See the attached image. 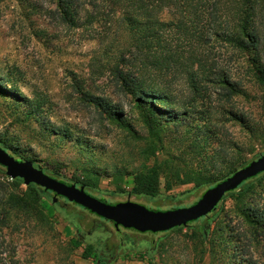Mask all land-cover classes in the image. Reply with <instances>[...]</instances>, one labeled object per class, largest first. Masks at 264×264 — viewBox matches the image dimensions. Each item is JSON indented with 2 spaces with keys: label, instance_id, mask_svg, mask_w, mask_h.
I'll return each mask as SVG.
<instances>
[{
  "label": "rangeland",
  "instance_id": "obj_1",
  "mask_svg": "<svg viewBox=\"0 0 264 264\" xmlns=\"http://www.w3.org/2000/svg\"><path fill=\"white\" fill-rule=\"evenodd\" d=\"M58 1L0 0V81H10L0 82V137L21 156L67 179L91 180L105 193L117 191L107 196L113 202L129 197L137 172L155 166L162 196L182 195L184 203L191 204L195 194L188 191L196 178L219 182L264 154V4L251 22L259 38L255 49L215 36L194 49L188 36L175 35L173 48L183 58L201 55L202 63L150 71L180 104H156L170 112L161 118L148 115L117 71L119 66L124 74L135 73L129 60L120 63L128 42L120 13H113L107 0H80L79 25L73 27L61 18ZM194 1L206 11L201 23L207 24L216 0ZM219 1L221 8L226 3L227 25L238 26L239 21H231V0ZM237 1L241 14L250 4ZM163 17L173 16L166 10ZM131 54L126 58L131 60ZM95 97L118 115L107 113ZM186 109V119H172L177 110ZM249 181L248 193L225 199L206 228L208 240L196 232L199 223L156 233H115L114 223L95 215L87 223L97 220V227L82 228H93L82 240L66 213L72 205L92 213L68 199L61 204L48 201L55 206L43 211L54 213L50 220L55 231L5 229L4 239L16 244L20 264H96L83 253L88 244L98 248V240L105 237L116 245L111 264H246L249 257L234 254L239 245L236 231L248 239L261 232L250 220L264 214V174ZM130 198L153 208L150 200ZM124 233L130 238L119 246ZM227 237L234 241L227 244ZM73 239L81 241L80 247H70ZM251 249L254 258L264 255V239Z\"/></svg>",
  "mask_w": 264,
  "mask_h": 264
},
{
  "label": "trees",
  "instance_id": "obj_2",
  "mask_svg": "<svg viewBox=\"0 0 264 264\" xmlns=\"http://www.w3.org/2000/svg\"><path fill=\"white\" fill-rule=\"evenodd\" d=\"M80 0H59L57 7L60 9L61 18L66 21L70 26L77 27L79 25V13H80ZM110 3V9L113 13L119 12L128 35V42L126 51L122 52L120 63L130 61L131 65L135 67V73L124 74L122 70L117 67L119 71L120 78L122 80L123 86L130 90L134 94L135 98L141 104V107L147 110L148 115H157L163 118L164 111L157 107L156 104L169 108H176L175 106H180V104L174 98L173 93L169 92L166 87H163L162 81L156 79L158 74L152 75L150 71H170L179 66H185L190 68L194 64L202 63L201 55L191 54L187 58H183L180 53H178L176 48H173V39L175 35L188 36L189 41L195 45L193 48H201L205 44L206 40H209L211 36L217 38H222L232 42L234 45L242 49L252 50L255 49L259 43V38L256 31L251 23L254 16L258 14V7L264 4V0H242L246 1L249 5L247 9L243 12L238 13L239 4L237 0H231L228 2L229 12L235 14L231 16V21H239L238 26L227 25V7H224L226 3H223V7H220V1L216 0L213 3L214 9L209 12L210 20H207V24L201 23L205 18V10H201L199 4L194 0H107ZM204 6V4H202ZM167 10L173 17L171 19H166L163 17L164 12ZM89 16L88 18H90ZM95 15L93 14V19ZM91 22V19H88ZM178 37V36H177ZM134 52V53H132ZM194 52V51H191ZM129 53L132 59H127L126 54ZM189 70V69H188ZM194 71V70H192ZM197 71V70H195ZM262 78V77H261ZM10 82L6 79L0 82ZM264 81V77L262 78ZM235 92V89L233 90ZM227 94H234L227 93ZM94 100L97 105L104 108L111 116L118 115L115 111H111L101 98L95 97ZM187 109L185 112H175V117L173 120H179L180 118L186 119L189 115L187 114ZM163 113V114H161ZM170 113V112H168ZM171 116V115H170ZM177 118V119H176ZM66 129L63 136H68ZM0 146L6 149L15 157L26 158L21 156L17 151L13 149L11 143L6 139L0 137ZM28 159V158H26ZM31 160V159H30ZM36 166L43 168L41 165L37 164L32 160ZM44 171L51 176L60 179L68 184L76 183L79 185H85L88 193L96 196L100 199L111 201L110 197L117 194V191H111L110 193H105L100 188H97L93 181L82 178L67 179L63 177L60 173L55 171H48L43 168ZM232 173V172H231ZM264 174V172L251 177L244 181L238 188L229 191L224 196L222 203L214 211L212 217L209 221L199 218L193 222L198 224L195 228L196 232L200 234L203 238L207 239L208 230L206 228L210 227L214 218H216L220 210L222 209V204L228 196L238 194L239 196H244L252 189V183L249 181L257 176ZM228 177V175L226 176ZM225 177V178H226ZM160 172L158 167H149L147 169H142L137 172L134 176L132 189L127 192L128 195L135 198H144L154 202L150 204L153 208L159 210L162 208L161 203L170 204L171 208H179L184 206H189L197 202L206 189L215 186L219 182L211 181L210 179L196 178V184L193 190L188 191V194H195V200L191 204L184 203L182 195H166L162 196L160 189ZM223 178V179H225ZM222 179V180H223ZM221 180V181H222ZM24 181L21 178L11 179L6 175V170L3 165L0 164V264H20L16 260V254L18 252L16 244L7 243L4 239L5 229L11 231L15 230H37L41 232H48V228L55 231V228L51 224V218L53 217V212L48 211L46 214L43 213L44 210L51 209L55 205H50L48 201L53 202V191L47 190L35 183L27 186L25 190L21 189ZM99 192L98 194H96ZM59 203L66 201L67 198L59 197ZM73 203V202H71ZM75 204V203H73ZM82 206V205H80ZM92 214H88L86 211L78 209L76 206L69 207V213L67 217L75 227L80 229L88 227H97V220L92 219L91 222L87 223L91 216H98L96 213L85 208ZM72 215L76 219L80 220L77 225L72 220ZM99 217V216H98ZM258 219H252L250 222L262 229L260 233H255L254 238L251 236L250 239L246 238L247 234L243 231H236L238 236L237 241L239 245L236 246L234 254H239L237 251L245 254L250 259H245L246 264H264V255H260L254 258L252 252V245L256 241H261L264 239V214L257 217ZM93 228L91 230H93ZM183 226H177L170 230L182 229ZM115 233L121 231L114 229ZM111 232V231H110ZM150 232V231H148ZM65 233H69V229L65 227ZM153 233V232H151ZM128 238L130 236L128 235ZM226 239V238H225ZM227 244L233 237H227ZM71 248H78L81 245V241L77 239L72 240ZM85 257H94L96 259V264L98 258V249L92 244H88L84 250ZM216 254V253H215ZM218 259V257L215 256ZM217 259H214L212 263H216ZM219 261V260H218Z\"/></svg>",
  "mask_w": 264,
  "mask_h": 264
},
{
  "label": "water",
  "instance_id": "obj_3",
  "mask_svg": "<svg viewBox=\"0 0 264 264\" xmlns=\"http://www.w3.org/2000/svg\"><path fill=\"white\" fill-rule=\"evenodd\" d=\"M0 164L11 179L21 178L26 186L35 183L53 191V203L59 196L67 198L96 213L98 216L113 221L117 230L121 227L133 228L139 232H162L177 226L190 228L193 222L208 216L218 206L227 192L238 188L247 179L264 172V154L254 158L249 164L239 168L215 186L206 189L201 198L179 208L159 210L150 209L145 204L133 201L129 197L124 201L113 202L100 199L88 193L85 185L68 184L46 173L43 168L26 158L15 157L0 146ZM80 231V230H79Z\"/></svg>",
  "mask_w": 264,
  "mask_h": 264
},
{
  "label": "flooded vegetation",
  "instance_id": "obj_4",
  "mask_svg": "<svg viewBox=\"0 0 264 264\" xmlns=\"http://www.w3.org/2000/svg\"><path fill=\"white\" fill-rule=\"evenodd\" d=\"M62 197V196H59ZM100 218H103L101 216H99ZM202 218H205V216H203ZM111 223H113V221L108 220ZM122 232L123 230H135L133 228H124L121 227L120 228ZM80 230V231H79ZM137 231V230H135ZM93 231L92 230H87L85 231H81V229L79 227H77V233L79 235V238L82 240H86V236L85 235H90ZM144 233V232H143ZM125 239H128V235L126 233H124V236H122L120 242H119V246H121ZM99 243V247L98 249V258H97V262L99 264H111V262L113 261L115 254L114 251L112 250V246H116L115 244L112 243L110 237H105V238H101L98 240ZM104 246V247H102ZM100 250H102V252H100Z\"/></svg>",
  "mask_w": 264,
  "mask_h": 264
}]
</instances>
